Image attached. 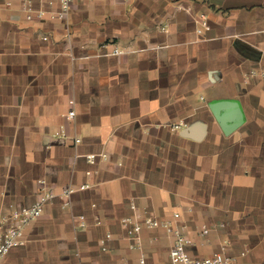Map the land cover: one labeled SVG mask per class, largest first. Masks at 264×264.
<instances>
[{
  "label": "crops",
  "instance_id": "crops-1",
  "mask_svg": "<svg viewBox=\"0 0 264 264\" xmlns=\"http://www.w3.org/2000/svg\"><path fill=\"white\" fill-rule=\"evenodd\" d=\"M58 10L37 0L29 18L20 0H0V218L32 204L41 180L59 193L90 186L69 206L60 195L47 203L0 264L163 262L174 243L163 227L131 247L123 219L146 216L185 224L192 256L264 264V0ZM202 13L209 29L198 33ZM230 99L246 120L226 134L210 104Z\"/></svg>",
  "mask_w": 264,
  "mask_h": 264
},
{
  "label": "built area",
  "instance_id": "built-area-1",
  "mask_svg": "<svg viewBox=\"0 0 264 264\" xmlns=\"http://www.w3.org/2000/svg\"><path fill=\"white\" fill-rule=\"evenodd\" d=\"M16 0H7L9 5H13ZM24 6V10L28 13V17L32 18L34 14V3L37 0H20ZM44 1V0H39ZM47 1V0H45ZM75 0H49L51 4L57 3L59 5V10L55 13L59 18L66 17L72 3ZM45 9H41L36 12L39 17L46 14ZM209 29V24L206 14H200L198 19V33H203L204 30ZM115 53H120L122 50L119 48L114 49ZM76 111L74 109L70 110L67 117L72 119L75 117ZM176 128L181 127L180 124L175 125ZM80 141V139H77ZM89 161H94V155H87ZM90 174L91 171H88ZM42 186L39 188L36 200L30 205H23L20 207H15L9 215H5L0 218V262L2 259L16 246H21L26 243L25 232L26 228L39 217L42 216L44 212V207L47 203L54 200L57 196L64 197L65 206L70 204V196L76 189H85L89 187V183H83L78 187L69 185L65 187L60 193L54 188L47 185L45 180L40 181ZM132 208L136 205L133 202L131 204ZM181 218L179 212L174 213V220ZM81 224H85L84 217H81ZM125 224H131L128 228V235L131 236L135 243H132L131 247L135 248L140 246L139 235L141 231L147 228H157L163 227L169 233L174 236V243L170 249L169 257L163 262H153L149 261L147 257L142 254L136 264H238L237 258L235 256L226 255L223 252L214 253L213 255L206 257H196L189 254L188 248L195 244V239L186 233L187 226L185 224L179 225L177 227L173 226V220H161L155 217L146 216L143 219L140 217H135L134 219L125 218L123 219ZM211 232V227L204 225L201 230V236L206 238ZM111 234H106L101 239V247L103 250L108 249V240L111 239ZM80 264V263H77ZM117 264H129L127 260H122Z\"/></svg>",
  "mask_w": 264,
  "mask_h": 264
},
{
  "label": "water",
  "instance_id": "water-1",
  "mask_svg": "<svg viewBox=\"0 0 264 264\" xmlns=\"http://www.w3.org/2000/svg\"><path fill=\"white\" fill-rule=\"evenodd\" d=\"M210 107L226 134L237 130L246 120L244 108L238 99L213 101ZM193 129L194 127L187 128L185 135L190 136Z\"/></svg>",
  "mask_w": 264,
  "mask_h": 264
}]
</instances>
